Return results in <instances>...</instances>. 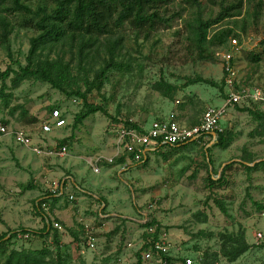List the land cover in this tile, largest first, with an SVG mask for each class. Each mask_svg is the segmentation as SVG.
<instances>
[{
	"label": "rangeland",
	"instance_id": "obj_1",
	"mask_svg": "<svg viewBox=\"0 0 264 264\" xmlns=\"http://www.w3.org/2000/svg\"><path fill=\"white\" fill-rule=\"evenodd\" d=\"M197 1L160 0L154 7L170 23L158 25L148 35L138 33L129 24L118 31L121 44L117 59L124 68L111 70L102 91L95 90L88 97L89 103L105 107L110 117L93 115L75 129V118L84 111L83 100L69 98L48 83L26 81L13 90L11 78L7 81L6 93L13 95L11 107L24 105L37 123L21 122L19 114L13 116L0 99V125L10 131L8 135L0 133V237L20 228L43 229L45 221L35 209L36 201L51 195L55 185L67 182L64 196L50 198L51 211L44 213L63 226L59 231L62 249L75 261L82 257L89 264L107 259L111 264H137V243L148 238L145 224L156 221V235L171 243L174 263L184 264L186 258H192L195 264H264V165L250 172L240 163L244 158L257 163L264 160V121L239 111L250 108L261 112L258 106L243 103L229 109L221 129L232 132L235 140L227 149H211L213 167L208 165L205 153L206 147L212 145L203 143L162 149L149 156L146 166L133 159H124L123 163L116 159L112 165L105 161L116 153L121 121L141 129L169 120L193 126L208 107L223 105L225 57H232L241 85L264 88V0L251 5L244 0L242 16L227 18L210 30L211 36L217 30L231 28L240 44V48L233 49L229 40L223 47L209 49L213 60L198 56L189 39V23L200 14L205 20L215 19L221 12V3L241 0ZM24 3L33 10L56 7L53 0ZM9 21L15 28L10 38L12 58L0 44V73L10 66L16 70L26 66L31 40L40 34L30 18L11 15ZM256 55L260 57L258 63L253 60ZM106 57L105 51L97 54L93 61L96 70ZM75 74L82 79L81 71L76 69ZM198 76L219 83L223 89L205 84L184 88L188 79ZM90 77L93 79L94 73ZM161 80L177 87L172 100L154 90ZM55 109L63 111L68 126L49 136L46 144L68 146L67 157H40L15 142L11 132L18 129L31 132L39 138L37 142L42 140L40 125L50 119ZM92 159H102L100 173L89 165ZM227 165L231 167L226 171L224 186L211 188L209 175H220ZM218 200L225 203L228 215L218 207ZM100 210L107 218H100ZM205 216L207 222H201ZM85 224L94 229L97 247L82 254ZM240 231L245 232L252 249L231 263L220 254L221 235ZM51 239L52 236L15 239L10 248L49 246L55 251ZM129 243L137 247L129 248ZM152 264H159L158 260Z\"/></svg>",
	"mask_w": 264,
	"mask_h": 264
},
{
	"label": "trees",
	"instance_id": "obj_2",
	"mask_svg": "<svg viewBox=\"0 0 264 264\" xmlns=\"http://www.w3.org/2000/svg\"><path fill=\"white\" fill-rule=\"evenodd\" d=\"M256 1L247 0V4L251 5ZM53 2L56 7L52 10L47 7L33 10L24 3V0H0V44L6 48L9 57L12 58L10 38L15 30L9 21V16L19 15L30 18L36 22V29L40 33L39 36L31 40L26 66H21L17 70L10 66L5 72L0 73V99L4 102L5 107L10 109L13 116L19 114L21 122L34 124L37 123V120L31 119L30 112L24 105L11 107L13 95L6 93L9 89L7 81L11 78L13 90L19 88L26 81L48 83L69 98L76 97L83 100L84 111L75 118V129H77L79 125L93 115L101 113L110 117L105 107L89 103L88 97L95 90L102 91L104 81L111 70L124 68L117 59L118 48L121 44L119 37H117L118 31L129 24L138 33L148 35L151 31L156 30L158 25H168L170 21L164 19L154 7L160 0H53ZM197 2L194 0V3ZM245 5L244 0L233 4L224 1L221 3V12L217 18L205 20L200 14L189 23V39L201 59L213 60V55L209 53V49L223 47L228 44L231 38L238 37L231 28L217 30L211 36L210 30L227 18L242 16ZM60 51L64 52L61 54ZM102 51L107 53V57L104 58L103 66L96 70L93 61L97 54ZM68 55L71 57L69 60L67 59ZM75 59H77V63H75ZM253 60L258 63L260 57L253 56ZM76 69L83 73L82 79L75 74ZM93 73L94 78L91 79L90 76ZM197 84L223 89L219 83L200 76L188 79L184 88ZM153 88L170 100L178 92L175 85L164 80L156 83ZM239 111L248 112L256 120L264 121L262 111L254 112L250 108H241ZM126 124L141 129L129 121ZM217 136L216 143L212 147L207 146L205 149L208 165L211 167H213L211 149L214 147L227 149L235 140V135L230 131L219 132ZM194 143L198 142L167 148H186ZM124 159L119 162L123 163ZM148 162L149 156L140 161L139 165L146 166ZM240 163L247 171L251 172L264 165V160L257 163L256 160L244 158L241 159ZM230 167L231 165L225 166L220 175L219 173L217 175L211 173L208 177L209 186L222 188L226 180V171ZM215 176L220 177L215 178ZM50 198H56V196L49 195L38 199L35 203V209L45 221L43 229L20 228L10 230L0 237V264H89L82 257L75 261L71 255L64 253L61 235L57 229H54L51 219L45 215L42 209V203H48ZM103 203L106 206V202L103 201ZM217 205L225 215H228V210L223 201L218 200ZM204 218L200 221L207 222V216ZM155 225L156 221H153L145 226L147 228ZM20 234L38 236L42 239H48L52 236L56 250H52L49 246L41 249L10 248L11 243L18 239ZM146 235L147 237L150 236L149 234ZM221 239L220 254L231 263L238 261L252 249V245L246 240L244 231L236 234H223ZM214 256L219 257L218 254ZM165 260L168 264H179L177 261L174 263L172 258L167 257ZM183 262L186 264L185 261ZM92 264L111 263L110 259H107L101 263ZM137 264H144L141 254H138Z\"/></svg>",
	"mask_w": 264,
	"mask_h": 264
},
{
	"label": "built area",
	"instance_id": "obj_3",
	"mask_svg": "<svg viewBox=\"0 0 264 264\" xmlns=\"http://www.w3.org/2000/svg\"><path fill=\"white\" fill-rule=\"evenodd\" d=\"M230 46L233 49L240 48L239 40L237 37L230 39ZM224 64V87L226 90V101L221 106L208 107L202 115L200 122L197 125H187L177 120L157 121L150 129H137L132 125H127V121H121L118 127L117 150L113 157L105 159L106 163L112 165L116 159H133L140 162L146 159L154 152H158L167 147H175L178 145L198 142L203 144L214 145L217 141V133L222 132L221 122L228 114L231 107L247 103L256 105L264 111V88L248 87L241 85L240 76L233 63L232 57H225ZM179 103V101H178ZM68 126V121L64 113L60 109H55L51 113L50 119L40 125V132L42 140L37 142L36 138L31 132L23 129H18L11 134L14 136L15 142L23 146L34 154L46 158H65L69 154L68 146L57 143L46 144L49 136L58 131L64 130ZM0 133L2 135L10 134L7 126L0 125ZM102 159H92L89 165L93 168L95 173L101 172L100 163ZM126 169V167H124ZM65 184H58L51 190V195L56 197H63L65 194ZM74 200V197H71ZM43 212L50 213L51 207L47 202L42 203ZM101 219L107 218L99 211ZM54 229L58 231L63 230V226L54 220H51ZM149 223H146L147 225ZM157 227L151 226L146 228L144 234L150 236L141 239L138 244V253L141 254L143 262L154 263L156 259L159 264H168L165 260L167 257L171 258V243L163 238H157ZM262 238V235H259ZM30 235L20 234L19 240L30 239ZM53 240V239H51ZM137 244L129 243V248H136ZM83 249L82 254L86 250L93 251L97 247V238L94 229L89 225H84V236L82 238ZM186 264H195L192 258L185 259Z\"/></svg>",
	"mask_w": 264,
	"mask_h": 264
},
{
	"label": "crops",
	"instance_id": "obj_4",
	"mask_svg": "<svg viewBox=\"0 0 264 264\" xmlns=\"http://www.w3.org/2000/svg\"><path fill=\"white\" fill-rule=\"evenodd\" d=\"M126 160V159H125ZM124 166H127V164L125 163V165ZM122 171H123V169H121ZM124 170H126V169H124ZM64 184H65V188L67 189V187L69 186L68 185V183L67 182H64ZM77 188H79L81 191H83V192H85V189L83 188V187H80V185H78L77 183H73ZM56 198H58V197H56ZM61 215H59V217H60ZM78 228V227H77Z\"/></svg>",
	"mask_w": 264,
	"mask_h": 264
}]
</instances>
